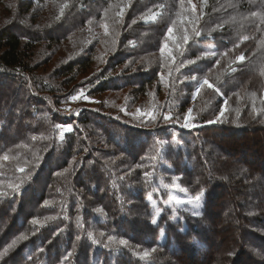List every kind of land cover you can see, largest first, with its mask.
Here are the masks:
<instances>
[{
	"label": "trees",
	"instance_id": "16d2710c",
	"mask_svg": "<svg viewBox=\"0 0 264 264\" xmlns=\"http://www.w3.org/2000/svg\"><path fill=\"white\" fill-rule=\"evenodd\" d=\"M48 1L17 0L0 28V264H264V154L231 161L237 140L264 146V0H205L192 21L181 0H132L122 18L113 0H71L61 19L29 22ZM101 21L113 27L102 69L79 81L96 39L37 73L38 44ZM178 26L189 39L165 47ZM78 88L154 101L132 117L86 109L59 140L58 98Z\"/></svg>",
	"mask_w": 264,
	"mask_h": 264
},
{
	"label": "rangeland",
	"instance_id": "374dc122",
	"mask_svg": "<svg viewBox=\"0 0 264 264\" xmlns=\"http://www.w3.org/2000/svg\"><path fill=\"white\" fill-rule=\"evenodd\" d=\"M17 0H0V28L6 26L7 19H9L14 11H15V4ZM71 0H50L47 3H44L43 10L39 12L40 16H37V13L30 12L27 17L29 22H34L35 20L38 21L42 25H48L57 19H61L67 7L69 6ZM115 1V2H114ZM132 0H113L109 5L114 8L112 11L117 18H122V16L127 12L128 8L131 5ZM12 3V4H11ZM182 10L186 15L184 18L186 20L192 21L193 19H197L202 17L206 12V3L205 0H181ZM34 14V15H33ZM158 15V11L149 12L146 15L142 16V21L150 22L154 21ZM97 25V26H95ZM113 27L110 24H106L105 21L101 22H89L88 24L78 25L76 31L68 36L65 40L60 41L59 45H52L51 43L43 42L38 44L31 54V63L33 65H39L40 69L37 71L39 75H42L44 79H46L47 75L51 74L54 68L58 67L59 65L67 62L72 58H77L86 52V49L90 46V44L97 39V44L95 45V62L89 68V70L81 76L80 79H84L89 75L95 73L97 70L102 69L104 65L108 62L107 60L111 56V50L113 44H110L111 38L110 33H105L106 31H111ZM177 30V31H176ZM181 33V34H180ZM103 35V36H102ZM187 35L186 31L179 26L172 30V33H168L167 42L165 46L173 45V47L178 46V42H180V38H183ZM184 41V40H183ZM179 48V46H178ZM241 57V56H239ZM43 65V63H45ZM243 59H237V63H241ZM147 65H150L151 61L146 59ZM120 66L116 70H113V73H120L124 70L125 66ZM77 81L78 83H80ZM62 92H55L54 95H61ZM134 92L131 91L130 88L121 90L119 92H107L99 95H90L88 93L87 88H78L74 93L70 94L69 96H62L58 98V105L56 107L60 111V115L65 117L68 121V124L62 123L57 128V137L59 140L63 138V135L69 131L66 129L73 128V117H78L79 114L86 110H96V111H104L107 112L108 109L117 110L116 112L120 111L125 116L132 117L135 110H141V105L151 104V97L147 96L140 99H135V104L131 103L130 101L133 98ZM51 95V94H50ZM264 95V90H263ZM57 97V96H56ZM157 101L161 100V98H157ZM150 101V102H148ZM191 106L189 105L184 116H190ZM105 107L107 109H105ZM224 109V108H223ZM55 110V109H54ZM108 113V112H107ZM113 113V112H112ZM164 114H167L164 113ZM114 115H117L116 113ZM221 112H219L214 120L220 117ZM116 117V116H114ZM122 117V116H121ZM117 120L120 118L116 117ZM124 119V118H123ZM129 121V120H128ZM186 120H184V123ZM188 123V120H187ZM246 140L240 139L237 140L239 142L235 143L236 150L231 157V161L234 163H238L244 161L241 154L243 150H246V154L255 153L253 152L255 149L256 153L259 155L264 154V146L263 142L257 141V143H252L250 136H247ZM242 152V153H241ZM253 157L256 158L253 154ZM236 159L238 162H235ZM247 161L245 160L244 163ZM221 197L225 198L226 195L221 194ZM148 252H151L149 250ZM248 260H245L242 264H248Z\"/></svg>",
	"mask_w": 264,
	"mask_h": 264
},
{
	"label": "snow or ice",
	"instance_id": "6c2138e0",
	"mask_svg": "<svg viewBox=\"0 0 264 264\" xmlns=\"http://www.w3.org/2000/svg\"><path fill=\"white\" fill-rule=\"evenodd\" d=\"M252 15L253 16H255L256 15V13H252ZM169 34L172 32V29L171 28H169ZM197 35H199V33H197ZM189 38H188V36L187 35H185L184 36V40L185 41H187ZM166 47V46H165ZM162 51H163V49H162ZM214 55V54H213ZM238 59H243V57L241 56V57H238ZM193 61H189V63H192ZM192 79L193 80H195L196 79V77L194 76V77H192ZM204 83L205 84H207L208 85V87L209 88H211V87H213L212 86V84H210V83H208V81L207 80H205L204 81ZM223 113V109L221 110V114ZM169 117H167V116H165V119H168ZM190 117H186L185 118V120H186V122H185V124H184V127H189L190 125L187 123V120L189 119ZM217 119H219V117L217 118ZM215 121H208V123H214ZM71 129H66V131H70ZM149 199H151V197H149ZM176 203H178V204H182V203H185L183 200H180V199H177L176 200ZM194 215H197V216H199L200 215V213L199 212H194L193 213ZM37 221H35V220H33V223L35 224ZM153 223L155 224V223H157V221L156 220H153ZM101 235H103V233H101ZM25 237H21V239H24ZM77 239H80V237H77ZM108 239L111 241V240H113V237L112 236H109L108 237ZM127 243V241L125 240V239H120L119 240V244L120 245H125ZM14 244H15V242L13 243V245H10V247H12V246H14ZM7 251V250H6ZM71 255V253H68V256H70ZM65 259H67V257H65Z\"/></svg>",
	"mask_w": 264,
	"mask_h": 264
}]
</instances>
